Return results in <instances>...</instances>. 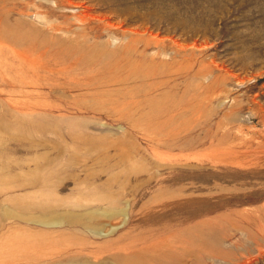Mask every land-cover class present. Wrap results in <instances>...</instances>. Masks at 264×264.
Segmentation results:
<instances>
[{
  "label": "rangeland",
  "instance_id": "374dc122",
  "mask_svg": "<svg viewBox=\"0 0 264 264\" xmlns=\"http://www.w3.org/2000/svg\"><path fill=\"white\" fill-rule=\"evenodd\" d=\"M73 1L0 0V264H264V0Z\"/></svg>",
  "mask_w": 264,
  "mask_h": 264
},
{
  "label": "bare ground",
  "instance_id": "6f19581e",
  "mask_svg": "<svg viewBox=\"0 0 264 264\" xmlns=\"http://www.w3.org/2000/svg\"><path fill=\"white\" fill-rule=\"evenodd\" d=\"M64 2H66V4H68L69 6H71V7H75V3L76 2H74L73 0H64ZM57 3V2H56ZM62 3V2H61ZM57 6V5H56ZM61 7V6H60ZM62 8V7H61ZM64 8V7H63ZM68 8V7H67ZM92 10V9H91ZM82 11V10H81ZM84 11V10H83ZM78 12H80V11H78ZM90 13V12H89ZM92 13V12H91ZM105 15V14H104ZM89 15H88V13L87 12H85V13H81V15H77L76 16V18L78 17V18H80L81 20H83L85 17H88ZM93 18V17H92ZM95 18V17H94ZM79 19V20H80ZM77 21V20H76ZM100 21H103V20H100ZM108 21V20H107ZM83 22V21H82ZM108 23V22H107ZM95 25V24H94ZM108 25V24H107ZM105 26V25H104ZM12 34V33H11ZM17 49V48H16ZM18 54V53H17Z\"/></svg>",
  "mask_w": 264,
  "mask_h": 264
}]
</instances>
